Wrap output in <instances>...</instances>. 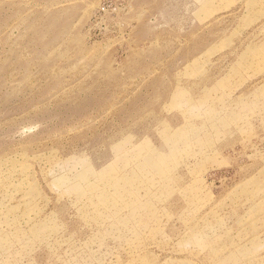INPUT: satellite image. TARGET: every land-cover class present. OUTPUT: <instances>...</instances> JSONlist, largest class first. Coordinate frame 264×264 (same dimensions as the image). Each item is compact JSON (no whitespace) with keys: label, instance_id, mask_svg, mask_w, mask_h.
Masks as SVG:
<instances>
[{"label":"rangeland","instance_id":"rangeland-1","mask_svg":"<svg viewBox=\"0 0 264 264\" xmlns=\"http://www.w3.org/2000/svg\"><path fill=\"white\" fill-rule=\"evenodd\" d=\"M0 264H264V0H0Z\"/></svg>","mask_w":264,"mask_h":264}]
</instances>
